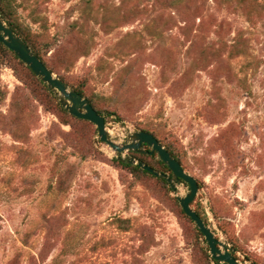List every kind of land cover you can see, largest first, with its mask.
I'll use <instances>...</instances> for the list:
<instances>
[{"label": "rangeland", "instance_id": "1", "mask_svg": "<svg viewBox=\"0 0 264 264\" xmlns=\"http://www.w3.org/2000/svg\"><path fill=\"white\" fill-rule=\"evenodd\" d=\"M12 1L114 140L147 127L182 147L192 207L264 264V0ZM0 85V264H208L159 183L117 165L98 130L27 97L10 64Z\"/></svg>", "mask_w": 264, "mask_h": 264}, {"label": "water", "instance_id": "2", "mask_svg": "<svg viewBox=\"0 0 264 264\" xmlns=\"http://www.w3.org/2000/svg\"><path fill=\"white\" fill-rule=\"evenodd\" d=\"M0 41L14 51L34 71L53 91L65 109L79 118L93 122L97 126L99 139L118 153V159L137 164L154 175L165 178L174 190H176L175 182L186 183L190 186L186 195L178 196V200L196 227L203 233L213 259L221 264H256L253 261L241 260L238 254L239 251L227 240L218 237L211 226L192 207V202L199 190L198 179L184 169L180 161L154 134L138 130L128 134V142L126 143H118L114 140L107 129L105 116L97 111L87 97L70 87L60 76L52 71L33 51L30 45L4 20L1 13ZM143 144L149 145L151 153L156 152L160 159L170 167L172 170L171 175L153 168L138 157L123 156L125 152L144 151L140 149Z\"/></svg>", "mask_w": 264, "mask_h": 264}, {"label": "trees", "instance_id": "3", "mask_svg": "<svg viewBox=\"0 0 264 264\" xmlns=\"http://www.w3.org/2000/svg\"><path fill=\"white\" fill-rule=\"evenodd\" d=\"M0 13L4 18V20L7 23H9L11 27L30 45L33 51L37 53V55L52 71L54 72L56 71L59 74V76L68 85H71L76 91L87 97L99 113L102 114L104 110H107L101 106L100 101L92 93L87 92L85 88V83H77V84L72 83L67 79V77L63 73H61L59 67L55 65L57 63H55L54 60L53 63L51 60L48 61L45 58V55L48 53L49 50V45H47V43L42 42L38 34L34 33L30 28L23 26L19 22L16 15L15 4L13 3L12 0H0ZM0 63L5 65L10 64V67L14 69L17 77L24 84L27 85V88L18 86L19 89L23 91L27 97L30 98L33 95L39 101H41L42 104L44 105L48 104L49 105L48 108H50L62 120L64 124H68L73 128L77 129L78 133L81 129H83L82 127L83 125H91L95 128V131L98 130L93 122L87 119L79 118L74 114L70 113L67 109H65L58 100L57 96L53 93V91H51V89L34 73V71L30 67L26 65V63L22 59H20V57L14 51H12L1 41H0ZM6 97H7V92H5L0 85V104L6 99ZM108 112L110 113V111ZM111 114H115V112H112ZM143 130L154 134L158 138V140L180 161V163L184 167L185 152L183 149H181L182 147L178 146L174 142H170L166 144L165 141L158 135V133L155 130H151L147 127L143 128ZM140 149L144 151H132L130 152V154L139 157L142 161H144L145 163H147L148 165L152 166L157 170H160L164 173H169L170 175L172 174V170L170 169V167L162 159L158 158L157 153L156 152L151 153V148L149 147V145L143 144L140 147ZM152 157L155 158V162L149 159ZM114 162L117 165L121 166L122 168L128 169L134 175L135 178L138 179L149 178L159 183L161 188L165 191L166 195L171 200V204L173 208L176 210L178 217L180 219H184L189 224L192 232L195 234V236L199 241L200 238L203 239L202 241L203 243H205L206 246H202L201 248L207 259L206 260L207 263L212 264L213 262L214 264H221L220 262L213 259L212 256L210 255L209 246L207 245L203 233L196 227L191 217L188 216L187 213L184 211L183 207L181 206L178 200V197H173L171 195V192L174 191V189L172 188L169 181H167L163 177H158L154 175L153 173L140 167L137 164H131L127 161H121L118 158H115ZM194 201L195 199L193 200L192 205H194ZM196 211L208 224L209 221L207 215L198 208H196ZM219 227L222 230V232L227 236L229 243L232 244L237 251H241L242 244L240 243V240L235 235H232L229 229L227 228V226H225L223 223H221Z\"/></svg>", "mask_w": 264, "mask_h": 264}]
</instances>
